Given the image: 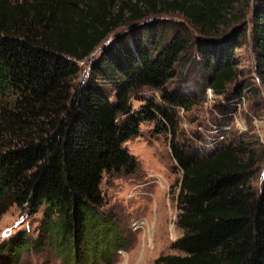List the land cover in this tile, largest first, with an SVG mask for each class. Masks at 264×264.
<instances>
[{
    "label": "trees",
    "instance_id": "1",
    "mask_svg": "<svg viewBox=\"0 0 264 264\" xmlns=\"http://www.w3.org/2000/svg\"><path fill=\"white\" fill-rule=\"evenodd\" d=\"M115 1L0 0V213L8 204L42 209V233L70 258L75 249L80 264H96L98 255L107 261L104 240L114 233L96 212L102 174L134 170L121 145L140 121H169L150 101L129 112L133 89L162 87L178 63L194 60L202 89L223 93L236 77L234 49L248 28L264 88V0H144L142 11L124 0L120 11L124 3L135 20L129 32H116L93 60L86 83L73 87L76 62L119 23L120 14L111 13ZM143 10L174 12L186 23L157 17L136 23ZM107 83L117 85L112 100ZM189 96L168 92L162 99L187 109ZM121 113L126 118L119 123ZM169 147L180 172L175 223L182 231L171 246L181 254L154 262L264 264V174L254 188V154L235 140L203 156L173 142ZM37 239L20 230L2 241L0 264H15Z\"/></svg>",
    "mask_w": 264,
    "mask_h": 264
},
{
    "label": "rangeland",
    "instance_id": "2",
    "mask_svg": "<svg viewBox=\"0 0 264 264\" xmlns=\"http://www.w3.org/2000/svg\"><path fill=\"white\" fill-rule=\"evenodd\" d=\"M121 2L124 0H116L111 8L112 14H120L117 26L87 57L76 62L73 87L86 83L93 60L112 42L116 32H129L127 24L135 20H130V10L124 3L120 11L118 5ZM129 2H137L140 11L146 7L144 0ZM143 11L144 15L136 23L152 17L186 23L174 12L153 14L150 10ZM249 17L250 8L246 11L245 21ZM184 26L188 27L190 37L197 36L191 27ZM234 58L236 77L226 85L223 93L217 94L208 87L202 89L204 78L194 60L187 66L178 63L175 76L162 87L143 85L130 92L129 112L140 111V107L150 101L168 114L169 121L162 119V124L157 120L140 121L136 135L121 145L134 158V170L102 174L99 184L101 205L96 207V212L103 216L114 233L110 232L104 240L108 249L105 253L107 261L98 255L96 264H156L154 261L160 255L181 254L171 246L182 231L175 223L180 172L171 157L170 142L196 156L207 155L234 140L244 143L249 149L247 152L254 154L251 184L256 189L259 187L264 174V88L255 73V53L249 28L243 43L234 49ZM236 87L240 88L239 93H236ZM116 88L117 85L112 83L105 84L104 91L109 93L110 100ZM168 92L186 98L190 95L193 100L185 101L187 109L171 105L162 99ZM125 118L126 115L118 114L119 123ZM41 212L42 209H37L31 213L26 206L8 204L0 213V234L7 232L6 236H0V243L20 230L30 238L38 235V245L23 249L15 264H80L82 259L75 249L68 252L73 254L70 258L60 252L48 234L42 233Z\"/></svg>",
    "mask_w": 264,
    "mask_h": 264
},
{
    "label": "snow or ice",
    "instance_id": "3",
    "mask_svg": "<svg viewBox=\"0 0 264 264\" xmlns=\"http://www.w3.org/2000/svg\"><path fill=\"white\" fill-rule=\"evenodd\" d=\"M7 235V232L6 233H3V234H0V236H6Z\"/></svg>",
    "mask_w": 264,
    "mask_h": 264
}]
</instances>
